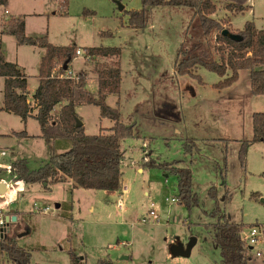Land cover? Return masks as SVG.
<instances>
[{
  "label": "rangeland",
  "instance_id": "obj_1",
  "mask_svg": "<svg viewBox=\"0 0 264 264\" xmlns=\"http://www.w3.org/2000/svg\"><path fill=\"white\" fill-rule=\"evenodd\" d=\"M213 3L216 12L212 18L231 33L242 30L247 21L253 22L256 30H264V0H248L251 8L238 14L225 10L226 0ZM140 8V0H67L64 12L57 0H7L0 6V31L8 18H22L26 36L46 37L53 46L79 50L80 55H75L67 71L73 78L82 76L84 90L93 95L97 94L94 63L108 68L118 61L119 93L107 96L105 103L118 108L121 122L133 127L132 136L120 141L121 187L127 189L122 197L123 211L116 208L121 188L102 191L69 187L68 197L63 198L60 184L21 187L24 193L13 207L22 216L9 236L30 249L29 264H69L68 248L83 257L84 264H223L212 240L215 218L210 212L214 201L207 196L211 186L229 222L243 224L244 231L251 225L264 224V143L247 149L244 168L237 159L239 143L252 137L251 115L264 112V96L251 94L247 71L238 73V80L225 94L211 88L221 78L204 69L195 73L200 83L176 75L177 53L190 37L189 26L194 25L190 23L192 10L156 7L148 10L145 28H129L125 11ZM0 42L5 61L24 69L30 100L43 50L19 44L7 34L0 35ZM192 42L193 38L185 47ZM90 47L119 48L120 56L117 60H88L84 51ZM2 90L0 78V106ZM233 97L240 100L239 104L223 103ZM76 115L87 135L100 134L112 125L110 120L100 118L98 108L92 105L78 107ZM22 131L30 137L20 138L14 133ZM39 135L34 119L23 124L17 116L0 111V147L7 151L0 162L23 158L30 169H37L48 157ZM186 139H194V147L184 155ZM149 158L190 168L192 191L199 205L188 211L176 203L174 174L155 168L137 172L141 160ZM150 203L158 221L150 220ZM34 204H47L50 210L47 214L35 213ZM56 204L60 208L56 209ZM190 239H195V244L188 256L172 253L173 246L184 249ZM0 264L11 263L0 255ZM248 264H264V259L252 256Z\"/></svg>",
  "mask_w": 264,
  "mask_h": 264
},
{
  "label": "trees",
  "instance_id": "obj_2",
  "mask_svg": "<svg viewBox=\"0 0 264 264\" xmlns=\"http://www.w3.org/2000/svg\"><path fill=\"white\" fill-rule=\"evenodd\" d=\"M225 10L238 14L251 8L248 0H226ZM7 0H0V6ZM58 7L65 11L67 0H57ZM139 10L125 11L129 28L143 29L148 23V10L161 6L185 7L192 10L189 26L193 42L187 37L177 53L176 75L197 79L198 69L216 74L221 79L213 85L222 90L233 85L240 71H247L250 92L254 96H264V30H256L253 22L244 23L243 29L234 32L240 41L234 42L221 35L224 26L212 18L216 12L213 0H140ZM7 34L15 37L22 45L43 50L37 75V86L28 99L26 75L16 64L5 61L0 42V78L3 81L2 106L0 111L17 116L23 124L34 119L39 126V137L45 142L47 160L37 169H30L27 160L16 159L10 163V177L22 184H40L43 187L65 182L71 188L85 190L118 191L121 188V165L123 153L120 141L133 134V127L121 122L118 108H111L106 97L119 93L121 75L119 62L113 67H104L96 62L101 59H118L119 48L90 47L85 49V57L95 61L93 74L96 79L97 94L84 90L82 76L67 77L68 66L75 58L74 46L57 47L46 37L33 38L25 35L24 20L10 19ZM230 32L229 29L226 28ZM187 31V32H188ZM231 33V32H230ZM58 64V65H57ZM58 66V67H57ZM57 67V69H56ZM66 67V68H64ZM92 105L98 108L100 118L108 119L112 125L105 132L87 135L83 127H75L76 109ZM58 109V113L54 109ZM252 137L241 141L237 159L241 168L245 167L247 149L255 143H264V112L251 115ZM17 137L27 138L25 131L14 132ZM194 139L183 143V154H190ZM141 168H155L174 174L177 182L176 203L188 211L199 205V198L192 191V173L188 167L176 166V162L158 161L149 158L141 160ZM0 169V176L2 175ZM207 196L214 201L210 216L215 218L213 244L219 249L223 264H248L251 254L241 239L243 224L231 223L217 202L216 189L211 186ZM60 204L58 208H60ZM70 209V207L68 206ZM10 225V223H8ZM9 227L0 233V255L11 264H29L30 249L21 247L9 236ZM69 241V237L65 238ZM69 264H84L83 258L68 248ZM110 264V263H106Z\"/></svg>",
  "mask_w": 264,
  "mask_h": 264
},
{
  "label": "built area",
  "instance_id": "obj_3",
  "mask_svg": "<svg viewBox=\"0 0 264 264\" xmlns=\"http://www.w3.org/2000/svg\"><path fill=\"white\" fill-rule=\"evenodd\" d=\"M4 15H8V11L4 10ZM75 55L79 56L80 51L76 50ZM70 76V72H67L66 76ZM6 156V151L0 149V158ZM0 169H2L4 176H0V185L3 184L4 188L0 191V233L6 228L5 218L8 217L9 221V206L16 201L18 192L21 191L23 184L18 181H14L10 173V164L0 163ZM127 194V189H121L118 201L116 203V208L118 211H123L124 201L123 196ZM173 201V199H171ZM176 201V200H175ZM154 204H149V215L151 221H158V216L153 212ZM50 210L49 205L45 204H34L33 211L38 214H47ZM146 219H143L144 222ZM241 239L244 241L245 245L248 247L251 257L253 256L256 259H264V224H254L242 231Z\"/></svg>",
  "mask_w": 264,
  "mask_h": 264
},
{
  "label": "crops",
  "instance_id": "obj_4",
  "mask_svg": "<svg viewBox=\"0 0 264 264\" xmlns=\"http://www.w3.org/2000/svg\"><path fill=\"white\" fill-rule=\"evenodd\" d=\"M247 4H248V2H247ZM249 6H251L250 5V3L248 4ZM5 16V15H4ZM8 19H17V18H8ZM9 21V20H8ZM7 21V22H8ZM2 27H5L4 28V30H1L0 31V35L1 34H7V30H8V27H7V25H6V22L4 21V23H2ZM8 35V34H7ZM42 57V56H41ZM5 59V58H4ZM40 63V62H39ZM69 67H70V65H69ZM21 69H23V68H21ZM24 70V69H23ZM69 70V69H68ZM68 72V71H67ZM238 80V79H237ZM217 83V82H216ZM216 83H214V84H216ZM236 83V82H235ZM234 83V84H235ZM214 84H212L211 85V88L214 90V91H218V92H221V91H223L224 92V94H225V92L226 91H228V90H230L231 89V87L234 85H231L230 87H228V88H225V89H222V90H217V89H214L213 88V85ZM237 100V98H235V97H233V98H228V101L227 100H224V102L223 103H233V105L235 106V104L236 103H238L239 104V101L240 100H238V101H236ZM236 102V103H235ZM176 116V115H175ZM102 119H104V118H102ZM83 127V126H82ZM174 129V131H175V129H177L176 127H174L173 128ZM26 132V131H25ZM177 133H178V131H176ZM26 134H27V132H26ZM28 135V134H27ZM28 137H30L29 135H28ZM144 143H147V141L146 142H144ZM143 147H146V145L145 144H143L142 145ZM0 149H2V150H5L6 151V148H3V147H0ZM123 153V152H122ZM16 156H17V154H16ZM7 157V151H6V156L4 157V158H6ZM4 158H0V161H2V159H4ZM14 158V157H13ZM16 159H19V158H15V159H11V160H9V162L7 163V162H3V164H5V165H7V164H10L12 161H14V160H16ZM20 159H23V158H20ZM0 163H2V162H0ZM143 170V168H141V167H139V168H137V172H141ZM2 176H4V174H3V172H2ZM58 184H60L61 186H62V193H63V198H64V195H65V197H68V194H69V187H71V183H70V181L69 180H67V181H65V182H61V183H57V184H54V185H58ZM24 185V184H23ZM122 185V184H121ZM121 189H124V187H121ZM21 192V191H20ZM24 192H21L20 194H18V196L19 195H21V194H23ZM68 193V194H67ZM18 196H17V198H18ZM71 196H72V194H71ZM61 197V199L63 200V198ZM16 198V199H17ZM62 200H60V201H62ZM17 202V200L14 202V203H16ZM45 205H47V204H45ZM57 206L59 205V204H56ZM56 205H55V207H56ZM72 207L70 206V209H71ZM56 209H58V207L56 208ZM9 210L11 211L10 212V218H9V223H10V225H7L6 226V228L4 229L5 231L10 227V228H12L14 225H16L17 223H18V221H19V218L22 216V212H20L17 208H14L13 207V204H11L10 206H9ZM69 213V212H68ZM14 217H15V220H11L12 218L14 219ZM64 219H66V218H64ZM80 258H83V257H80ZM84 259V258H83Z\"/></svg>",
  "mask_w": 264,
  "mask_h": 264
},
{
  "label": "water",
  "instance_id": "obj_5",
  "mask_svg": "<svg viewBox=\"0 0 264 264\" xmlns=\"http://www.w3.org/2000/svg\"><path fill=\"white\" fill-rule=\"evenodd\" d=\"M118 9L120 11H122L123 7L120 4H118ZM221 35L224 36V37H226L227 39H229L231 41H234V42H238V41L241 40L240 37L237 34L230 33L226 29L222 30ZM64 68H66V67H64ZM74 120H75V127L76 128H80V127L83 126L82 123L79 121V119H77V117H75ZM3 188H4V185L1 184L0 185V191H2ZM57 207L58 206L56 205V208ZM11 220L12 221L15 220V217H14V219L12 218ZM5 222H6V226H7L8 223H9L8 217L5 218ZM194 244H195V239H190L189 242H188V244L186 245V247L184 249L181 248L180 246H177V245L176 246H173L172 247V253L175 254V255H179V256L186 257V256L189 255L190 250H191V248L193 247Z\"/></svg>",
  "mask_w": 264,
  "mask_h": 264
}]
</instances>
